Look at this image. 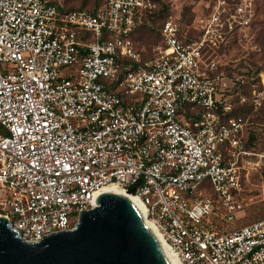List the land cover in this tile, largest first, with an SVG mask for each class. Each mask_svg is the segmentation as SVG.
I'll return each mask as SVG.
<instances>
[{"label": "built area", "instance_id": "obj_1", "mask_svg": "<svg viewBox=\"0 0 264 264\" xmlns=\"http://www.w3.org/2000/svg\"><path fill=\"white\" fill-rule=\"evenodd\" d=\"M158 0H0V216L27 242L73 230L110 185L138 197L179 264H264V219L222 231L263 181L243 116L245 76L218 52L250 30L255 0H213L197 32L169 17L144 59L134 32ZM261 77V76H260ZM252 106L262 93L251 90ZM209 181L215 196L203 197ZM198 197H196V195Z\"/></svg>", "mask_w": 264, "mask_h": 264}, {"label": "water", "instance_id": "obj_2", "mask_svg": "<svg viewBox=\"0 0 264 264\" xmlns=\"http://www.w3.org/2000/svg\"><path fill=\"white\" fill-rule=\"evenodd\" d=\"M96 203L81 212L73 230L35 243L0 216V264H172L132 200L105 191Z\"/></svg>", "mask_w": 264, "mask_h": 264}, {"label": "rangeland", "instance_id": "obj_3", "mask_svg": "<svg viewBox=\"0 0 264 264\" xmlns=\"http://www.w3.org/2000/svg\"><path fill=\"white\" fill-rule=\"evenodd\" d=\"M97 0H88L94 3ZM213 0H158L159 4L165 6L166 11L163 18L158 19L154 24L148 25L141 30L138 39L135 41L137 47L144 52L146 58L153 56V49L160 42L159 29L163 21L169 17L178 19L182 24L185 33L193 34L201 25V20L207 13L208 6ZM75 5L88 3L86 0H76ZM257 17L250 30L245 31L236 37L229 45L218 52V60L224 66L226 73L245 76L248 86L244 94L248 98L247 106L253 107V95L251 90L256 89L263 95L260 98L261 106L254 107L247 114L251 127L258 135L257 149L264 152L261 145L264 144V0H255ZM261 76V77H260ZM250 107V108H251ZM263 181L258 177H251L250 182L245 184V197L252 199L254 204L247 210L248 217L240 222L226 226V229L238 228L264 218V202H261L260 190ZM7 200V191L0 188V202ZM1 214V211H0ZM241 215V214H239Z\"/></svg>", "mask_w": 264, "mask_h": 264}, {"label": "trees", "instance_id": "obj_4", "mask_svg": "<svg viewBox=\"0 0 264 264\" xmlns=\"http://www.w3.org/2000/svg\"><path fill=\"white\" fill-rule=\"evenodd\" d=\"M75 1L76 0H66V4H67V6H68V8L70 10L80 9V10L94 11L97 7H99L104 2V0H97L94 3H89L88 0H86V2L88 3V5L83 4V5H78L77 6V5H75V3H76ZM165 11H166L165 6H162V4L161 5L159 4V8H158L157 12L154 15L148 16L147 19L144 21V23L134 32V34H133L134 40L136 41L138 39V36H139V33H140L141 30L145 29L148 25L154 24L158 19L163 18L164 15H165ZM164 22H165V20L163 21V23ZM162 25H161V27H162ZM161 27H160V29H161ZM160 29H159V36H160V42H161ZM160 42H159V44H160ZM137 49L142 53L144 59H150V58H146L144 56V52H142L138 47H137ZM227 74L229 76L235 75V74H229V73H227ZM250 107L251 106H247V105H244V106H241V107L239 106V107H237L234 110V112L230 116H243V117L246 118V116L244 114H247L250 111V109L253 108V107H251V108ZM254 140H256V141L258 140V135L255 132L250 131V134H249V143H252ZM261 146L264 149V144L261 145ZM200 191H202L203 197L215 196V194H214V192H213V190L211 188V184L209 183V181H206L202 185ZM198 195L199 194H197L196 197H198ZM250 208H251V206L245 208V210L243 211V213H241V215H239L240 216L239 219L236 220L234 223H237V222H240V221L245 220L248 217V215H249V212L247 210H249ZM263 219L264 218H260V219H258L256 221H260V220H263ZM256 221H253L251 223H254ZM234 223H232V224H234ZM251 223H249V224H251ZM232 224L226 223V222H221L217 218L215 219V226L218 227L219 229H221L222 231H226L227 232V231H231L233 229H236V228L226 229V226H229V225H232ZM249 224H246V225H249ZM246 225H244V226H246ZM241 227H243V226H241Z\"/></svg>", "mask_w": 264, "mask_h": 264}, {"label": "bare ground", "instance_id": "obj_5", "mask_svg": "<svg viewBox=\"0 0 264 264\" xmlns=\"http://www.w3.org/2000/svg\"><path fill=\"white\" fill-rule=\"evenodd\" d=\"M105 191H115V192H119V193H123L126 197H128L130 200H132L144 213L145 215V220H146V224L147 226L150 228V230L152 231V233L154 234L155 238L157 239L158 243L160 244L162 250L164 251V253L166 254V256L168 257V259L170 260V262L172 264H179L177 258L171 253V251L169 250L168 246L166 245L163 237L161 236V234L158 232L157 228L146 219V211L145 208L141 202V200L138 197L132 196L131 194H128L127 192H125L124 190H122L120 187H118L117 185H110L105 187L101 193L105 192Z\"/></svg>", "mask_w": 264, "mask_h": 264}]
</instances>
